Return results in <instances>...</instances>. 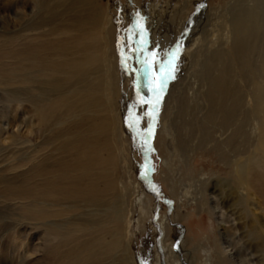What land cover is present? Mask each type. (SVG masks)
I'll use <instances>...</instances> for the list:
<instances>
[{
  "label": "rangeland",
  "instance_id": "1",
  "mask_svg": "<svg viewBox=\"0 0 264 264\" xmlns=\"http://www.w3.org/2000/svg\"><path fill=\"white\" fill-rule=\"evenodd\" d=\"M30 1L0 0V181H2L0 264H56V262L59 264L60 261L62 263L65 261L61 256L66 250L73 248L72 244L78 245L81 242L83 248L86 240L94 242V239L90 238L91 235L86 237V233L82 234V231L76 232L74 229L69 232L73 238L69 235H60L63 232L60 229L55 230L57 233L48 230L45 241L43 240L45 231L33 228L31 220L22 219L20 225L17 224L19 221L17 219L25 212L17 192L21 187L24 188L34 182L36 177H33L37 171L42 169L40 171L42 177L46 175L43 179L50 173V177L53 176L52 179L59 183L57 174L61 167L64 165L71 167L73 162V166L77 168L79 165L82 168L83 164L91 160V155L94 161L86 165L83 175L89 172V176H85L92 178L100 172L96 182L100 188L106 185L108 179L113 182L116 197L113 199L112 195L103 194L107 199H103L106 204L102 208L116 201L118 202L116 209L119 207L120 211L117 223L110 221L113 214L102 208L94 211L82 207L71 215L74 223L75 221L84 223L98 218L96 225L102 226L100 237L102 235L104 238V244L110 243L111 239L116 242L120 240L119 247L107 257H101L99 264H172L173 259L169 251L178 257L175 260L176 264H241L231 258L233 250H230L228 243L219 239L220 234L229 225L225 221L227 217L225 204L231 199L240 208L243 202L239 200V192L246 194L245 190L231 183L232 179L236 178L233 168L235 170L243 146L236 144L231 148L228 139L233 136L235 129L241 131V135L245 133L244 135L249 138L251 134L252 139L255 137L256 123H259V120L256 119V123L253 120L257 118L253 116L254 106L251 107L254 105L253 81L259 78L258 81L264 83V80L255 76L257 66L260 65V60L255 54L247 58L242 64L243 68L229 56H232L230 52L235 38L233 18L241 10H246L256 11L258 18L261 19L264 8L259 1L94 0L100 4L104 16L105 13L109 16L114 14L115 18L113 19L115 26L112 28L113 51L110 52L105 46V52L101 54L105 58L106 85L102 76L95 77L93 71L91 75L86 76L85 82L83 79L79 80L75 72L72 77L66 76L67 69L64 66L60 67L55 62L48 61L47 56H52L48 53L51 51L49 49L51 39L60 35L45 31L50 27L47 22L37 24L43 14H32L33 0ZM76 5V3L69 5L70 29L68 34L62 35V37L68 35L70 44L84 39L86 31L85 29L80 34L75 29L78 22L82 26L81 22L87 18L86 12H82ZM258 24L262 26L261 22ZM109 25L107 20L103 23V37L106 35V29L110 28ZM28 37L34 41L30 42ZM25 39L29 41L27 44ZM22 41L25 44L22 45L24 43ZM31 43H36L35 45L39 47ZM36 49H40L37 51L39 61L34 57ZM74 49L72 48L70 52ZM21 50H24L23 55L20 54ZM13 54L17 56L12 57ZM63 55H55L54 61L64 60L61 58ZM65 56L83 59L81 55L75 53L73 55L67 53ZM56 65L65 74L60 71L61 74L54 75L53 81L51 77L58 69ZM89 67L90 65H85L88 71L91 70ZM168 68V73L161 78ZM223 70L227 72L230 88L234 93L232 95L235 97L226 99L225 103L229 106L232 100L238 99L242 108L230 121L231 125L222 123L220 113L210 121L208 118L212 105L207 97L209 89L207 77L217 76ZM159 84H163V88L157 94L155 89ZM61 95H64L63 98L69 97L70 101L65 102L63 106L57 103L53 109L47 110L50 102L60 100ZM81 95H84L83 99L79 98ZM99 99L100 102L105 101L102 104L109 105L111 109L104 110L102 107L99 113H95L98 107L94 104ZM153 102L154 109L151 108ZM246 116L248 120L245 124L248 123L249 128L242 121ZM89 117H92L90 118L92 121ZM104 117H107L106 123H102ZM74 118L76 120L73 122ZM84 120L92 124H87ZM67 126L70 127V131ZM82 126L87 129L84 130ZM102 130L103 132L106 130L107 133H103ZM65 133H68L67 138L63 136ZM109 134L113 135L108 137ZM241 137L243 138V135ZM241 137L238 138L239 143L242 141ZM26 147L27 156L23 155L26 150L23 148ZM29 154L31 156L35 154L33 157L37 161L43 158L39 170L29 169L31 162H34L33 160L26 162L31 157ZM29 164L30 167H27ZM45 164L48 169L45 168ZM81 168L78 167L76 172H69V175L81 174ZM44 169L50 172H44ZM52 172L54 174L51 175ZM212 186L215 187V191ZM215 202L219 207L210 215L207 213V205L211 206ZM247 204L253 210V216H259V204L252 199ZM237 216L241 217V214L238 212ZM241 222L242 219L236 225L237 228H241ZM69 226L76 228L77 224ZM237 235L238 232L235 233V240ZM61 249L64 251L61 252ZM77 252L79 250L76 247L75 253ZM73 259L72 263L77 262V258ZM245 264H248L246 260Z\"/></svg>",
  "mask_w": 264,
  "mask_h": 264
},
{
  "label": "bare ground",
  "instance_id": "2",
  "mask_svg": "<svg viewBox=\"0 0 264 264\" xmlns=\"http://www.w3.org/2000/svg\"><path fill=\"white\" fill-rule=\"evenodd\" d=\"M32 1V0H31ZM30 1V2H31ZM259 3L262 5V7L264 8V0H258ZM74 3H76V6H79L81 11H85V15L87 16L86 21L81 22L82 26H80L79 22L78 24H76V31L78 30V32H80V34H82V32L86 29L85 31V36L84 39L81 38L79 40H76L75 42H72L70 44V41H68V35L62 37V35L64 34H68L70 26L68 25V13H69V5H73ZM100 4H98V2H94V0H33V11L31 10L32 14L34 13V15H37L39 13H42L43 15L40 17V19H38L39 22H37V24L39 23H46L50 24V27L45 31H47L48 33H59L58 35H60L57 38H53V40L51 39V44L49 46V49L51 51H49L48 53H50V55L52 56H47L48 57V61L51 63V61L55 64H57L58 66L62 67L64 66L67 71L66 74L63 73L60 69V67H58L56 69V72H54L53 76L51 77L52 80L54 81L53 77L54 75H59L61 73L65 74L66 76L69 75L70 77H72L71 75L75 72V74L77 75V78L80 80L83 79V81H85L87 78V75H91L92 71L93 74H96L95 77H101L102 76V80L104 81L105 85H106V66H105V58H103L101 56V54H104L105 52V46H107L110 49V52L113 51V41H112V37H113V31L114 28L113 26V19L114 18V14H110L105 16L103 15V9L100 8L99 6ZM21 10V9H20ZM23 10V9H22ZM106 11V9H105ZM25 15V14H24ZM84 15V14H83ZM263 15V16H262ZM261 15V19L258 18L256 11L255 12H248L246 10H241L240 12H238L235 17L233 18V26H234V41H233V46L231 49V55L229 57H232L233 59H235V61L241 65L240 68H243L242 64H244L247 60V58L251 55V54H255L259 60H260V65L257 66L256 69V78L260 77L263 78L264 80V13ZM14 16V15H13ZM20 16V15H19ZM17 16V17H19ZM28 16V15H27ZM59 17V18H58ZM62 17V18H61ZM2 18V17H1ZM25 18V16H24ZM33 18V17H32ZM37 18V17H36ZM42 18L44 20H42ZM15 19V18H14ZM17 19V18H16ZM82 19V18H81ZM42 20V21H41ZM109 22V26L110 28L106 29V35L105 37H103V23L105 21ZM13 21V20H12ZM14 22V21H13ZM261 22L262 26H260L258 23ZM1 24V23H0ZM16 24V23H15ZM31 24V23H30ZM35 24V23H34ZM40 25V24H39ZM16 26V25H15ZM36 25H34L35 27ZM42 26V24H41ZM33 27V29H34ZM38 27V26H37ZM36 27V28H37ZM7 28V27H6ZM12 29V28H11ZM28 29V28H27ZM32 29V28H31ZM38 29V28H37ZM30 30V29H29ZM1 31V30H0ZM26 31V30H25ZM44 31V33H45ZM32 32V31H31ZM30 32V33H31ZM36 32V31H35ZM38 32V31H37ZM62 33V34H60ZM9 34V33H8ZM33 34V33H32ZM31 34V35H32ZM55 34V35H56ZM79 34V35H80ZM6 35V34H5ZM4 35V36H5ZM26 35V34H25ZM76 36H78V34H75ZM53 36V35H51ZM32 37V36H31ZM48 37V36H47ZM33 38V37H32ZM29 37L27 39L34 41V39H32ZM37 38V37H36ZM40 38V37H39ZM77 38V37H75ZM20 39V38H19ZM22 39V38H21ZM25 39L26 44L29 42H27ZM18 40V39H17ZM40 40V39H39ZM21 41V40H20ZM19 41V42H20ZM30 41V42H32ZM10 43L12 41H9ZM14 42V41H13ZM18 42V41H16ZM24 42V41H22ZM22 43L23 44H25ZM38 42V41H37ZM8 43V44H10ZM39 43V42H38ZM37 43V44H38ZM17 44V43H16ZM21 44V43H20ZM34 46L36 43H31ZM73 44V45H72ZM11 45V44H10ZM9 45V46H10ZM14 45V43H13ZM7 46V45H4ZM15 46V45H14ZM27 46V45H25ZM31 46V45H30ZM1 47V46H0ZM8 47V46H7ZM17 47V46H16ZM22 47V46H21ZM39 46H37L38 48ZM5 48V47H4ZM72 48L74 49L73 52H70L72 50ZM3 49V48H2ZM15 49V47H14ZM44 49V48H43ZM69 49V51H68ZM11 50V48H10ZM27 50V47H26ZM33 50L35 51V49L33 48ZM40 50V49H38ZM36 49V52L34 53V57L38 59L39 61V57L37 56L39 52ZM87 50V51H86ZM6 51V50H5ZM17 51V50H16ZM19 51V50H18ZM24 50L20 51V54L23 52ZM30 50H28L29 52ZM33 51V52H34ZM84 51V52H82ZM32 52V50H31ZM2 53V52H1ZM19 53V52H18ZM16 53V54H18ZM70 53L71 55L78 54L81 55V58L73 56L70 58H67L65 56V54ZM6 54V52H5ZM16 54H13L12 57L17 56ZM32 54V53H31ZM30 54V55H31ZM60 54H64L63 57L64 60H60L58 61V59L56 61H54V57L56 58L55 55H59ZM1 55V54H0ZM65 56V57H64ZM5 57V56H3ZM50 57V58H49ZM69 57V56H68ZM6 58V57H5ZM28 58V57H27ZM31 58V57H30ZM42 58V57H41ZM44 58V57H43ZM45 59V58H44ZM47 59V58H46ZM2 60V59H1ZM30 60V59H28ZM47 61V62H48ZM48 62V64H49ZM23 63V62H22ZM33 63V62H31ZM46 63V62H45ZM5 64V63H4ZM41 64V63H40ZM88 64L91 67V70H87L85 69V65ZM20 65V64H19ZM44 65V63H43ZM30 66V65H29ZM19 67V66H18ZM89 67V68H90ZM5 68H7L5 66ZM11 68V67H10ZM42 68V67H40ZM44 68V67H43ZM23 69V68H22ZM37 69H39L37 67ZM35 71V70H34ZM45 71V70H43ZM61 71V73H60ZM89 72V73H88ZM15 73V72H14ZM13 73V74H14ZM37 73V72H35ZM35 73H33V75H36ZM58 73V74H57ZM103 73V74H102ZM43 74V72H42ZM1 75V74H0ZM44 75V74H43ZM16 76V75H15ZM14 76V77H15ZM19 76V75H18ZM31 76V75H30ZM42 76V75H41ZM47 76V75H45ZM17 77V76H16ZM35 77V76H34ZM69 77V78H70ZM75 77V75H74ZM92 77V76H90ZM97 77V78H98ZM45 78V77H44ZM65 78V77H64ZM68 78V80H70ZM32 79V78H31ZM48 79V78H47ZM58 79L60 80V78L58 77ZM57 79V80H58ZM91 79V78H90ZM89 79V80H90ZM94 79V77H93ZM49 80V79H48ZM55 80V81H57ZM62 80V79H61ZM64 80V79H63ZM62 80V81H63ZM98 80V79H97ZM101 80V81H102ZM208 80V84H209V89L207 92V97L211 102V109L209 111L208 114V118L209 121L212 120V118H214L215 116L217 117L218 114L220 113L221 115V121L224 125H231L236 113L239 111V109L241 108V103L239 102L238 99H235L236 101L232 100L231 101V105L227 106L225 101L226 99H231L232 97H234V95H232V90L230 88V84L228 81V76H227V72L225 70H223L222 72H220L217 76H208L207 77ZM259 78L255 79L253 81V99H254V105H252L251 107L254 106L253 108V116H256L257 118L253 119L255 120L256 123V119L259 120V123L257 122V128L256 125H254V127L257 130V133L255 135V137L252 139V134L249 135L251 136L250 138L246 135H244L245 133H243V138L241 137V131L235 129L233 130V136L230 137V139H228L229 141V145L232 147H234V145L236 144H240L242 145V153L240 155V157L237 159V165L235 167V170L233 168V171H235L236 174V178L232 179L231 183L235 184V186H239L240 188H242L243 190L246 191V194H243L242 192H239V197L241 200V203L243 204L242 206H240V208L237 207V204L229 199L227 204H225L227 206L226 209V222L229 223L227 229L225 231H223L222 234H220L221 237H219V239L221 238L223 241H225L226 243H228V245L230 246V250H233L232 252V256L231 258L234 259L235 262H240L241 264H245V260L248 262V264L252 263V264H264V222H262V220L264 221V83H260ZM11 81V80H10ZM20 81V80H19ZM40 81V80H39ZM66 81V80H65ZM92 82V80H90ZM12 82V81H11ZM67 82V81H66ZM86 82V81H85ZM84 82V83H85ZM60 83V82H59ZM89 83V82H88ZM13 85V84H12ZM51 85V84H50ZM63 85V84H62ZM79 85V84H78ZM8 86V85H7ZM56 86V85H55ZM49 87V86H48ZM70 88V87H69ZM73 88V87H72ZM102 88V87H101ZM105 88V87H104ZM95 89V88H94ZM93 89V90H94ZM73 90V89H72ZM85 90V89H83ZM99 90V89H98ZM18 91V90H17ZM88 91V90H87ZM99 92V91H98ZM93 93V92H90ZM95 93H97L95 91ZM38 94V93H37ZM81 94V92H79V95ZM101 94V93H100ZM234 94V93H233ZM43 95V94H42ZM76 95V94H75ZM74 95V96H75ZM39 96V95H38ZM77 96V95H76ZM95 96V94H94ZM104 96V95H103ZM55 97V96H53ZM64 95H61L60 100H55V101H51L50 104L47 106V110L48 109H53L54 106L59 103L61 104V106L64 105L65 102L70 101L69 97L63 98ZM84 98V95L79 96V98ZM101 97V96H100ZM82 98V99H83ZM99 98V97H98ZM235 98V97H234ZM233 98V99H234ZM95 99V98H94ZM253 99L251 102H253ZM52 100V99H51ZM241 101V100H240ZM105 102V101H104ZM103 101L100 102L99 101L95 102L94 106L98 107V110L94 111L95 113H99L101 111V108L103 107L104 110H109L111 109V107L109 105H105L102 104L104 103ZM238 102V103H237ZM92 103V102H91ZM45 104V102H44ZM93 104V103H92ZM38 105V103H37ZM40 105V104H39ZM70 105V104H69ZM68 105V106H69ZM77 105V103H76ZM75 105V106H76ZM67 106V105H66ZM84 106V105H83ZM92 106V105H91ZM93 106V107H94ZM39 107V106H38ZM82 107V106H81ZM92 107V108H93ZM102 108V109H103ZM63 109V108H62ZM86 109V107L84 108ZM95 109V108H94ZM93 109V110H94ZM242 109V108H241ZM45 110V109H44ZM42 109V111H44ZM56 110V109H54ZM79 110V109H77ZM89 111V110H88ZM103 111V110H102ZM242 111V110H241ZM49 112V111H48ZM73 112V111H72ZM83 112V110H82ZM245 112V111H243ZM251 112V113H252ZM90 113V112H89ZM44 114V113H43ZM51 114V113H50ZM56 114V113H55ZM76 114V113H74ZM78 114V113H77ZM105 114V113H104ZM42 115V114H41ZM52 115V114H51ZM80 116V114H78ZM99 115V114H98ZM73 116V115H72ZM71 116V117H72ZM87 116V115H86ZM90 116V114H89ZM94 116V115H93ZM252 116V118H253ZM43 117V116H42ZM78 117V116H77ZM76 118V117H75ZM74 118L73 122L76 120ZM92 117H89V119ZM97 118V117H96ZM107 118V117H106ZM104 117V120L102 121V123H106L107 119ZM240 118V117H238ZM63 119V116H62ZM65 119V118H64ZM73 119V118H72ZM71 119V120H72ZM102 119V118H101ZM109 119V117H108ZM244 120L243 123L245 124L248 120V117L246 116L245 118H243ZM91 120V119H90ZM112 120V119H111ZM57 121V120H56ZM66 121V120H65ZM70 121V120H69ZM80 120H78L79 122ZM83 121V120H82ZM92 121V120H91ZM99 121V120H98ZM97 121V122H98ZM235 121V120H234ZM237 121V120H236ZM58 122V121H57ZM84 122L87 123V121L84 120ZM96 122V121H95ZM96 122V123H97ZM72 123V122H71ZM82 123V122H80ZM94 123V122H93ZM95 123V125H96ZM254 123V124H255ZM76 124V123H74ZM78 124V123H77ZM83 124V123H82ZM81 124V125H82ZM85 124V123H84ZM87 124H92V123H88ZM99 124V123H97ZM101 124V123H100ZM108 124V123H107ZM237 124V123H236ZM248 124V123H247ZM245 124V125H247ZM72 125V124H71ZM104 125V124H103ZM86 126V125H85ZM84 126V127H85ZM94 126V124H93ZM98 126V125H97ZM101 126V125H100ZM105 126V125H104ZM248 126V125H247ZM63 127V126H62ZM68 127V128H67ZM66 128L69 130V126H67ZM83 127V126H82ZM83 127V128H84ZM89 127V126H88ZM226 127V126H225ZM230 127V126H229ZM239 127V126H238ZM81 128V127H79ZM82 129V131H84L86 128H84V130ZM90 128V127H89ZM93 128V127H92ZM91 128V129H92ZM107 128V127H106ZM110 128V127H109ZM249 128V126H248ZM64 129V128H63ZM227 129V128H226ZM233 129V128H230ZM246 129V128H245ZM98 130V129H97ZM101 130V129H100ZM104 130V129H103ZM102 130V132H103ZM108 130V129H107ZM237 130V131H236ZM248 130V129H246ZM253 130V129H252ZM2 131V130H1ZM70 131V130H69ZM89 131V130H88ZM93 131V129H92ZM106 131V130H105ZM104 131V132H105ZM109 131V130H108ZM111 131V130H110ZM109 131V132H110ZM229 131V130H227ZM232 131V130H231ZM243 131V130H242ZM54 132V131H53ZM52 132V133H53ZM74 132V131H73ZM78 132H80L78 130ZM86 132V131H85ZM84 132V133H85ZM94 132H96L94 130ZM101 132V133H102ZM103 132V133H104ZM112 132V131H111ZM250 132V130H249ZM5 133V132H4ZM64 133V132H63ZM69 133V132H68ZM68 133L65 135H63L64 137H66V135H68ZM72 133V132H70ZM81 133V132H80ZM83 133V132H82ZM81 133V134H82ZM89 133V132H88ZM93 133V132H92ZM100 133V134H101ZM107 133V132H105ZM251 133V132H250ZM74 134V133H72ZM87 134V133H86ZM95 134V133H94ZM99 134V133H98ZM97 134V135H98ZM231 134V133H230ZM254 134V133H253ZM59 135V134H58ZM61 135V134H60ZM77 135V134H76ZM89 135V134H87ZM105 135V134H104ZM113 135V134H112ZM112 135H108L112 136ZM226 135V134H225ZM12 136V135H11ZM18 136V135H16ZM71 136V135H69ZM68 136V137H69ZM85 136V135H84ZM107 136V135H106ZM254 136V135H253ZM92 137V136H91ZM239 137H241L242 141L239 143ZM11 138V137H10ZM9 138V139H10ZM49 138V137H48ZM67 138V137H66ZM86 138V137H85ZM99 138V137H98ZM72 139V137H71ZM83 139V138H82ZM100 139V138H99ZM112 139V138H111ZM238 139V140H237ZM24 140V138H23ZM57 140V139H56ZM64 140V139H63ZM62 140V141H63ZM97 140V139H96ZM67 141V140H66ZM82 141V140H81ZM91 141V140H90ZM76 142V141H75ZM74 142V143H75ZM93 142V140H92ZM107 142V141H106ZM110 142V141H108ZM224 142V141H223ZM248 144H247V143ZM9 143V142H8ZM44 143V142H43ZM63 143V142H62ZM71 143V142H70ZM69 143V144H70ZM77 143V142H76ZM89 143V142H87ZM96 143V142H95ZM103 143V142H102ZM101 143V144H102ZM68 144V145H69ZM106 144V143H105ZM60 145V144H59ZM64 145V143H63ZM72 145V144H71ZM70 145V146H71ZM93 145V144H92ZM91 145V146H92ZM112 145V144H111ZM7 146V145H6ZM10 146V145H9ZM75 146H77L75 144ZM104 146V145H103ZM29 147V146H28ZM23 148L26 149L23 153V155H26L27 153V148ZM69 147V146H68ZM106 147V145L104 146ZM224 147V146H223ZM226 147V146H225ZM70 148V147H69ZM72 148V147H71ZM86 148V147H85ZM84 148V149H85ZM88 148V147H87ZM95 148V147H94ZM107 148V147H106ZM237 148V147H236ZM11 149V148H9ZM22 149V148H21ZM22 149V151H23ZM98 149V148H97ZM109 149V147H108ZM112 149V148H111ZM52 150V149H51ZM71 150V149H70ZM87 150V149H85ZM84 150V151H85ZM90 150V149H89ZM93 150V149H92ZM226 150V149H225ZM240 150V147H239ZM32 151L35 152L34 149H32ZM45 151V150H43ZM65 151V150H64ZM80 151V150H79ZM91 151V150H90ZM97 151V150H96ZM103 151V150H102ZM21 152V150H20ZM67 152V151H66ZM89 152V151H88ZM87 152V153H88ZM94 152V151H93ZM104 152V151H103ZM65 153V152H64ZM76 153V152H75ZM78 155L79 152L77 151ZM90 153V152H89ZM111 153V151H110ZM21 154V153H20ZM36 154V152H35ZM34 154V155H35ZM66 154V153H65ZM104 154V153H103ZM112 154V153H111ZM18 155V154H17ZM16 155V156H17ZM30 155V154H29ZM33 155V156H34ZM48 155V154H47ZM62 155V153H61ZM80 155H83L80 153ZM85 155V154H84ZM101 155V154H100ZM231 155V153H230ZM229 155V156H230ZM27 156V155H26ZM31 156V155H30ZM31 156L29 157L28 160H26V162H30V161H34L33 163L31 162V167L30 164L29 166L27 165V167H30V170H39V168L42 166L41 165V160L43 158H41V160L39 159V161L34 160V157ZM46 156V155H44ZM73 156V155H72ZM77 156V155H75ZM99 156V155H98ZM24 157V156H23ZM47 157V156H46ZM51 157V156H50ZM49 157V158H50ZM82 157V156H81ZM85 157V156H84ZM92 157V155H91ZM90 157V161H92V158ZM109 159V156H107ZM7 158V157H6ZM12 158V157H11ZM28 158V157H27ZM39 158V157H38ZM60 159V157H58ZM95 158V157H94ZM102 158V157H101ZM104 158V157H103ZM26 159V157H25ZM73 159V158H72ZM78 159L81 160V158L78 156ZM78 159L76 161H78ZM97 159V157H96ZM107 159V160H108ZM75 160V159H74ZM98 160H100L98 158ZM97 160V161H98ZM11 161V160H10ZM44 161V160H43ZM46 161V160H45ZM58 161V160H57ZM61 161V160H60ZM88 161V163L90 162ZM94 161V160H93ZM92 161V162H93ZM102 161V160H101ZM90 162V163H92ZM22 163V162H21ZM47 163V162H46ZM71 167H69L68 165H64L63 167H61L59 169V172L57 174V179L58 182L54 181L52 178L53 176L50 177V173H48L47 177L43 179L42 175H41V170H39V172H36V175L33 177L36 179L33 180L34 182H32L31 184H29L28 186L22 185L24 188H20V190L17 192L18 193V198L21 200L20 203L21 205L24 207L25 212H23L22 215H20V219L18 221V225L19 222H21L22 219H29V221L31 220L32 222L30 223L32 225L33 228L35 229H42L43 231H45V236L43 238V240L46 239V231L48 230H52L53 232H56L55 230H63V232L60 235H69V232L71 231V229L76 230V232H81L82 234L86 233V237L87 235H91L90 238L94 239L93 241H87L83 244V248L81 246V242H79L78 245L76 244H72L71 249L66 250V252L64 253L63 256H61L63 258V263L66 262V264H73L72 261H74L73 258H77V262H75L74 264H99L101 261L100 259H102L103 257H107V255L111 254L115 249H117L119 247L120 244V240L114 241L113 239H111L108 244H104L103 240L104 238L100 237V234L102 232V226L101 225H96L97 221L96 220H87L84 221V223H74V221L72 220L73 217H71V215L75 214L76 211L82 207L84 208H89L90 210H94V211H98L100 210V208H102V206H104L106 203L104 202V195L110 194L112 195L111 197L114 199L116 197V190L114 187V183L111 182L108 179V182L106 183V185L104 184V186L102 188H100L101 186L97 185V178L100 175V172H97V174H95L96 176L90 178V177H86L89 176V172L88 174L85 176L83 175V172H85L86 168H87V164H83L84 169H82L79 165H77V168H81V174H73V175H69V172H76V167L73 166V162H71ZM102 163V162H101ZM9 164V163H7ZM59 164V163H58ZM69 164V163H68ZM106 164V163H105ZM111 164V163H110ZM6 165V164H5ZM23 165V164H21ZM46 165V164H45ZM62 165V164H61ZM95 165V163L93 164ZM99 165V164H98ZM108 165V164H107ZM4 166V165H2ZM14 166V165H13ZM26 166V165H25ZM24 166V167H25ZM23 167V168H24ZM96 167V166H95ZM94 167V168H95ZM107 167V166H106ZM7 168V167H6ZM20 168V167H19ZM45 168H47V165L45 166ZM49 168V167H48ZM47 168V169H48ZM26 169V168H25ZM29 169H27V171H30ZM57 169V168H55ZM112 169V168H111ZM8 170H10L8 168ZM104 170V169H103ZM5 171V170H4ZM22 171V170H21ZM24 171V169H23ZM26 171V172H27ZM50 172L44 169V172ZM57 171V170H56ZM56 171L54 173H56ZM88 171V170H87ZM101 171V170H99ZM2 172V171H1ZM8 172V171H7ZM34 172V171H33ZM32 172V174H33ZM91 172V171H90ZM102 172V171H101ZM14 173V172H11ZM20 173V172H19ZM23 173V172H21ZM35 173V172H34ZM53 172L51 173L54 174ZM94 173V172H93ZM103 173V172H102ZM107 173V172H106ZM110 173V172H109ZM17 174V173H16ZM25 174V171H24ZM29 174V173H28ZM28 174H26L28 176ZM21 175V174H20ZM23 175V174H22ZM106 175V174H105ZM24 176V175H23ZM110 176V175H109ZM12 177V175H11ZM9 176V178H11ZM14 177V175H13ZM26 177V176H24ZM56 177V176H55ZM100 177V176H99ZM104 178V177H103ZM8 179V178H7ZM28 179V178H27ZM30 179V178H29ZM114 179V178H113ZM24 180V179H23ZM22 180V181H23ZM32 180V178H31ZM116 180V179H115ZM8 181H10V179H8ZM27 181V180H26ZM2 181H0L1 183ZM7 182V181H6ZM17 182V181H16ZM8 183V182H7ZM103 183V182H102ZM9 184V183H8ZM13 184V181H12ZM20 184V183H19ZM99 184V183H98ZM18 185V184H17ZM27 185V184H26ZM103 185V184H102ZM15 186V185H13ZM21 186V185H19ZM117 186V185H115ZM213 187V191H215V187ZM15 188V187H13ZM109 189V190H108ZM18 190V189H16ZM118 190V189H117ZM232 191V190H231ZM1 192V191H0ZM237 193V192H236ZM4 194V193H3ZM104 194V195H103ZM252 194V195H251ZM109 195V196H110ZM13 196L15 197V195L13 194ZM2 197V196H0ZM5 197V196H4ZM10 199V198H9ZM68 199V200H67ZM107 199V198H106ZM111 199V198H110ZM252 199L255 200L256 203L259 204V216H253V210L250 209L248 207L247 202ZM14 200V199H13ZM18 200V199H17ZM112 200V199H111ZM110 200V201H111ZM231 200V201H230ZM9 201V200H8ZM70 201V202H69ZM15 202V201H14ZM108 202V201H107ZM120 202V200H119ZM8 203V202H7ZM205 203H207V201H205ZM9 204V203H8ZM7 204V205H8ZM12 204V203H11ZM118 202H110L109 206H106L104 209L102 208V210H105L107 212H110V214H113V219H110V221H116V223L119 221L120 218V214H119V210L118 208L116 209ZM208 207V211L207 213L212 215L214 213V211L219 207L217 202L211 204V206L207 205ZM91 207H93L94 209H92ZM14 208V207H12ZM16 208V207H15ZM19 210V209H18ZM239 210V211H238ZM87 211V210H86ZM104 211V212H105ZM19 212V211H17ZM90 212V211H89ZM238 212L241 214V217L237 216ZM94 213V212H93ZM98 213V212H97ZM123 213V212H122ZM20 214V213H19ZM92 214V211L91 213ZM101 214V213H100ZM18 215V214H17ZM79 215V214H78ZM97 215V214H96ZM101 217V216H100ZM72 218V219H71ZM94 218V217H93ZM237 218V219H236ZM11 219V218H10ZM242 219V226H240L241 228H237L236 225L238 224L239 220ZM28 221V220H27ZM109 221V222H110ZM233 221H236V223H233ZM13 222V221H12ZM121 222V221H120ZM95 223V225H93ZM113 223V222H110ZM115 223V224H116ZM15 224V222H14ZM13 224V225H14ZM75 225L77 224V227L75 228L74 226L71 227L69 225ZM114 224V225H115ZM122 224V222H121ZM12 225V224H11ZM69 226V227H68ZM116 226V225H115ZM118 226V225H117ZM13 227V226H12ZM236 227V228H235ZM66 228V229H65ZM122 229V227H120ZM114 230V229H113ZM17 232V231H16ZM58 232V231H57ZM56 232V233H57ZM111 232V231H110ZM238 232L237 235V239L235 240V233ZM75 233V232H74ZM89 233V234H88ZM107 233V232H106ZM115 233V232H114ZM104 234V233H103ZM119 234V233H118ZM122 234V233H121ZM72 235V234H71ZM106 235V234H105ZM70 236V235H69ZM73 236V235H72ZM70 236V237H72ZM63 237V236H62ZM75 237V236H74ZM79 236H77L78 239ZM123 237V236H122ZM64 238V237H63ZM66 238V236H65ZM73 238V237H72ZM71 238V240H72ZM88 237V239H90ZM49 239V238H48ZM62 239V238H61ZM86 239V238H84ZM110 239V238H109ZM56 240V239H55ZM69 240V239H66ZM75 240V239H73ZM63 241V240H62ZM61 241V242H62ZM82 241V240H81ZM57 242V241H56ZM60 242V243H61ZM69 242V241H67ZM71 242V241H70ZM106 242V241H105ZM116 242V243H115ZM83 243V242H82ZM46 244V243H45ZM79 250V252L75 253V250ZM96 247V248H95ZM64 248V247H63ZM69 248V247H68ZM73 249V250H72ZM62 250V249H61ZM60 251V250H59ZM57 251V252H59ZM64 250H62L61 252H63ZM123 253H125L123 251ZM122 253V254H123ZM30 253H28L29 255ZM58 254V253H57ZM170 257L173 259L172 264H176V261L178 259V257H176L175 255H172V252L169 251ZM53 255V254H52ZM60 255V253H59ZM83 255V257H82ZM115 255V254H114ZM117 255V254H116ZM126 255H128V253L126 252ZM111 256V255H110ZM52 257V256H51ZM73 257V258H72ZM102 257V258H101ZM50 259V258H49ZM55 259V258H54ZM129 259V257H128ZM62 262L60 261L59 264H61ZM62 263V264H63ZM46 264V263H45ZM57 264V262H56Z\"/></svg>",
  "mask_w": 264,
  "mask_h": 264
},
{
  "label": "water",
  "instance_id": "3",
  "mask_svg": "<svg viewBox=\"0 0 264 264\" xmlns=\"http://www.w3.org/2000/svg\"><path fill=\"white\" fill-rule=\"evenodd\" d=\"M168 71H169V68L167 69L166 73L162 74L161 78H163V77L168 73ZM154 103H155V102H153V104H152V106H151L152 109H154V106H155ZM151 121H152V119L150 118V122H151ZM145 145H146V143H145ZM145 179L147 180V177H145ZM151 186H152V185H151ZM156 194H157V193H156ZM161 199H162V198H161Z\"/></svg>",
  "mask_w": 264,
  "mask_h": 264
},
{
  "label": "snow or ice",
  "instance_id": "4",
  "mask_svg": "<svg viewBox=\"0 0 264 264\" xmlns=\"http://www.w3.org/2000/svg\"><path fill=\"white\" fill-rule=\"evenodd\" d=\"M162 88H163V84H159V85L157 86V88L155 89L156 92H157V94H159V92L162 90Z\"/></svg>",
  "mask_w": 264,
  "mask_h": 264
}]
</instances>
